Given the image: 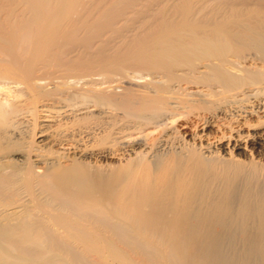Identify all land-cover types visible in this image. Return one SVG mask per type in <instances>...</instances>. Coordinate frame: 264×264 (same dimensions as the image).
Listing matches in <instances>:
<instances>
[{
  "label": "bare ground",
  "instance_id": "6f19581e",
  "mask_svg": "<svg viewBox=\"0 0 264 264\" xmlns=\"http://www.w3.org/2000/svg\"><path fill=\"white\" fill-rule=\"evenodd\" d=\"M245 151L264 156V9L0 0V264H264Z\"/></svg>",
  "mask_w": 264,
  "mask_h": 264
},
{
  "label": "rangeland",
  "instance_id": "374dc122",
  "mask_svg": "<svg viewBox=\"0 0 264 264\" xmlns=\"http://www.w3.org/2000/svg\"><path fill=\"white\" fill-rule=\"evenodd\" d=\"M214 2L216 4H218L219 6H223V7H233V6L241 7V8H243V7H258V8L264 9V0H249V1L248 0H214ZM139 22H141V23L143 22L145 24L149 22V17H147V13L144 15V17H140L138 20H135V21L131 20V21L126 22L125 26L135 27L136 25H138ZM164 122H165V120L159 121L158 123H156V125L163 126ZM151 130H152V128L148 127L144 131H142L141 133L133 134L131 136V138H136L138 136L139 137L143 136L144 134L150 132ZM106 139H108V138H106ZM104 141H105V139L103 140V142ZM247 152L248 151H245L244 154L239 153V155H236L235 152H234V153H231V157H232V159L234 161H236L237 163H239V165H241L243 167V173L245 175L249 174L250 172H255V174L257 172L258 176H256L257 177L256 180H254L253 182L251 181L250 187H252L253 185L256 186L258 184H261V185L257 186V187H261L262 184H264V183H262V182H264V156L260 157L259 155L256 156V154H252V153L249 154ZM139 154L140 155L142 154V156L144 157V152H139L138 155ZM232 154H234V155H232ZM130 157L132 158V157H134V155H131L128 158L127 157L122 158L123 160L122 159H119V160H114V159L106 160V159H103V166H105L107 164L105 167H103L104 168L103 169L104 174L108 173V171H106V173H105V170L109 169V167H110L109 171L111 169H115V168L116 169L124 168L129 163L127 161H129ZM248 165H249V167H248ZM251 165H252V167H251ZM121 166H123V167H121ZM240 180H239V184H243L241 186L238 185L240 187L244 186L247 183V182L245 183L243 179H240ZM254 182H256L257 184L256 183L254 184ZM247 186H248V184H247ZM257 187H254V188H257Z\"/></svg>",
  "mask_w": 264,
  "mask_h": 264
}]
</instances>
